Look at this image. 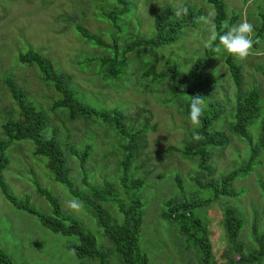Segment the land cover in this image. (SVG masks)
<instances>
[{"label": "rangeland", "instance_id": "obj_1", "mask_svg": "<svg viewBox=\"0 0 264 264\" xmlns=\"http://www.w3.org/2000/svg\"><path fill=\"white\" fill-rule=\"evenodd\" d=\"M220 1L225 15L222 23L233 18V25L247 19L254 25L253 38L258 37L260 43L254 45L253 54L243 61L222 50L221 53L212 51L203 65L204 76L212 87L204 107L213 103L220 109L209 132L221 133L225 142L220 146L198 148L206 156L205 169L199 170L197 157L181 155L183 146L193 141L195 126L177 113L174 102L167 100L166 86L150 84L142 77L145 56L137 60L133 54L127 55L128 66L115 80L103 76L98 61H87L88 58L103 56L104 51L89 45L75 27L110 44L114 28L103 15L110 10L118 11L120 6L104 0H0V139L3 138L1 125L8 119L17 118L15 102L5 84L9 81L24 91L34 109L43 116L41 137L46 140L54 135L58 140L74 188L81 189L82 178L90 188H100L106 183L112 185L116 193L114 201L103 204V207L112 222L119 223L118 206L127 204L132 195L129 193L127 197L119 185V162L125 154L121 149L124 139L111 127L92 117L68 121L64 109L53 106L59 95L42 80L33 65L19 63L18 55L28 49L39 53L53 69L68 78L69 87L78 100L96 109L117 108L122 111L127 131L138 134L135 155L127 172L132 178L142 180L134 196L142 204L138 245L146 255L147 264H187L188 260L195 264L196 261L193 250L184 249L183 239L160 219L165 200L182 198L175 176H178L181 189L187 196L197 188L193 177H198L197 183L201 187L217 186L221 177L239 170L229 184V195H216L205 205L190 209L205 229L213 264L223 262L222 253L228 246L222 225L224 208H231L240 219L237 241L241 245L242 257L256 252L254 235L260 236L264 231V154L256 150L250 159L260 124L264 122V32L256 33L260 16L264 15V0ZM129 2L131 6L127 14L117 19L129 24L128 28L125 23H120L121 33L136 30L144 36L151 34L153 16L162 6L177 11L187 3L199 9L201 15L211 14L213 17L214 14L212 6L205 0ZM210 32L211 25L199 22L182 30L177 41L157 50L155 71L166 69L167 62L171 61L183 72L187 71L192 61L202 55ZM119 40L121 36L116 38V45ZM226 56H230L240 68L242 91L253 89L259 96V111L250 121L244 138L231 131L236 90L224 64ZM65 145L77 153L86 152L83 161L71 156ZM32 151L33 145L29 141L12 142L5 150L8 162L2 171V180L8 191L37 212L49 215V207L37 195L35 187L44 189L58 200L63 213L78 220L93 235L99 247L111 250L85 209L74 213L66 207V201L72 197L62 185L53 181L45 167V158L34 156ZM72 241L73 237L43 229L34 217L13 208L0 194V248L13 264H79L65 249V245ZM82 264L99 263L85 259ZM109 264L117 263L111 257ZM250 264H264V258Z\"/></svg>", "mask_w": 264, "mask_h": 264}, {"label": "trees", "instance_id": "obj_2", "mask_svg": "<svg viewBox=\"0 0 264 264\" xmlns=\"http://www.w3.org/2000/svg\"><path fill=\"white\" fill-rule=\"evenodd\" d=\"M104 1L115 2L120 6L118 11L110 10L103 15V18L110 22L114 28L110 35V44H105L97 36L87 34L79 27H75V31L89 45L104 51L103 56L96 59L88 58L87 61H98L103 76L107 79L115 80L123 75L124 69L128 66L127 55L133 54L137 57V60L145 56L146 65L142 68V77L148 79L150 84L166 86L167 100L174 102L177 113L186 121L191 122L189 119L191 97L200 95L203 97L205 104L212 93V87L208 85L203 71V65L211 56L212 50L204 45L202 55L196 57L187 71L184 72L173 61L167 62V68L159 72L155 71L154 65L156 64L157 50L172 45L179 39L182 30L193 27L197 22L196 17L201 15V11L192 8L187 3H183L181 8L187 7L188 13L177 17L175 15L176 11H173L172 8L162 6L159 13L153 16L151 34L144 36L136 30L132 33H121L119 26L123 21L117 19L127 14L131 6L130 0ZM205 1L213 8L212 19L217 31L223 33L225 31L222 27V21L225 17L223 3L220 0ZM230 19L232 20L233 18ZM231 20L228 22L229 25H231ZM124 23L129 28L128 23L123 22L121 24ZM263 32L264 15L262 14L256 33L261 34ZM118 36H121V40L116 45ZM215 43L218 44L219 41L217 40ZM17 59L21 64L33 65L42 80L51 85L52 89L59 95L58 99L53 102V106L64 109L68 121L92 117L100 123L111 127L113 131L124 139L125 143L121 145V149L125 154L119 162L121 167L119 185L127 197L129 193H132V195L129 196L127 204H119L118 209L121 221L113 223L110 214L103 207V204L114 201L116 193L111 184L106 183L100 188H90L84 184V179L82 178L81 189L76 190L70 180L66 159L58 140L54 135H51L46 140L41 137V131L44 128L43 116L34 109L24 91L20 90L12 82L6 81L5 84L9 94L17 108V118L8 119L1 125L3 138L0 139V194L3 199L13 208L34 217L37 223L48 232L64 237H73L74 241L67 243L65 249L79 264H82L85 259L90 261L97 260L99 264H109L111 257L117 264H147L146 255L138 245L142 222V204L139 198L134 196V191L141 187L142 180L140 178H132L127 172L128 165L135 155V141L138 134H131L127 131L124 124V114L119 109H96L78 100L71 89L72 87H69L68 78L53 69L51 64L39 53L28 49L26 52L19 54ZM224 64L236 90L231 131L235 135L244 138L250 121L259 111V96L253 89L247 92L242 91L240 87V68L230 56L225 57ZM219 113L220 109L217 104L210 103L206 108L204 107L201 117L202 127L193 128L194 132H200L204 139L186 143L181 150V155L185 158L197 157V168L199 170L205 169L206 156L198 148L220 146L225 142V138L221 133L209 132L211 123ZM20 141L31 142L33 145L32 154L45 158V167L51 173L53 181L62 185L70 197L78 198L84 202L85 211L94 220L104 240L110 245L111 250L109 251L111 253L99 247L93 235L85 230L78 220L63 213L58 200L44 189L35 187L37 195L49 207V215L37 212L27 202L16 199L8 191L2 180V171L5 170L8 162L4 152L12 142ZM65 147L71 156L76 157L79 162L83 161L86 152L77 153L70 146L65 145ZM256 150H261L264 154V122L260 124L258 140L251 150L250 159L255 155ZM246 168L241 169L244 170ZM237 172L234 171L221 177L217 186L206 185L201 187L197 183L198 177L195 176L192 181L197 188L191 190L190 193L186 194L187 196L184 195V191L181 189L178 176H175L174 181L181 192L182 198H170L162 203L160 219L175 229L177 236L184 241V249L191 248L193 250L196 256L195 264L213 263L205 229L199 219L191 214L190 209L205 205L216 195H229V184ZM262 216L264 219V205ZM222 225L228 246L222 253L223 262L220 264H250L257 261L260 257L264 258V231L260 236L254 235L257 245L256 252L242 257L240 254L241 245L237 241L240 219L231 208L226 207L222 210ZM0 264H13L9 256L1 248ZM187 264H191L189 260Z\"/></svg>", "mask_w": 264, "mask_h": 264}, {"label": "clouds", "instance_id": "obj_3", "mask_svg": "<svg viewBox=\"0 0 264 264\" xmlns=\"http://www.w3.org/2000/svg\"><path fill=\"white\" fill-rule=\"evenodd\" d=\"M187 7L177 9L175 15L180 17L187 15ZM197 22L211 25L210 36L205 44V47L211 49L213 52L221 53L222 50L228 54L236 57L238 60L243 61L253 54V48L255 44L260 43V39L253 38L254 25L247 19L242 20L238 24L229 25L227 21L222 23V27L225 29L223 33L217 31L216 25L209 15H200L196 17ZM219 41L216 44V41ZM222 46V48H221ZM204 111V100L200 95L191 97L189 106V119L191 124L195 127H202L201 117ZM193 140L200 141L204 139L200 132L193 133ZM66 207L74 213H79L84 209V202L78 198H72L66 201Z\"/></svg>", "mask_w": 264, "mask_h": 264}]
</instances>
